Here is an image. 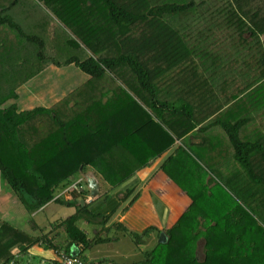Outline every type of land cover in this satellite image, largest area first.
<instances>
[{"label":"trees","instance_id":"obj_1","mask_svg":"<svg viewBox=\"0 0 264 264\" xmlns=\"http://www.w3.org/2000/svg\"><path fill=\"white\" fill-rule=\"evenodd\" d=\"M29 1L0 0V176L29 214L50 202L71 204L57 196L80 178L76 193L93 198L88 169L108 187L122 184L171 148L173 136L199 126L224 129L255 177L250 154L264 153L254 141L264 134V0H34L48 18H38ZM54 20L65 33L51 28ZM72 64L89 79L68 98L25 111L17 102L6 106L48 66ZM249 131L256 137L246 138ZM184 154L190 159L180 162ZM179 156L178 166L191 160L198 170L194 190L169 164L163 168L194 202L148 261L264 264V215L212 200L216 179L207 183L195 153L181 148ZM100 219L82 204L54 228L65 229L70 245H90L78 222ZM45 242L56 247L48 234L4 222L0 264H22L20 254Z\"/></svg>","mask_w":264,"mask_h":264},{"label":"crops","instance_id":"obj_2","mask_svg":"<svg viewBox=\"0 0 264 264\" xmlns=\"http://www.w3.org/2000/svg\"><path fill=\"white\" fill-rule=\"evenodd\" d=\"M29 82L18 89L19 99L10 101L6 106L17 102L20 111L38 106L51 107L69 94L65 88L62 89V84L56 89L36 93L34 90L48 81L28 85ZM21 88H24L25 95L30 98L28 100L26 97V107H29L26 109L20 106ZM200 127L183 138L173 136L175 143L171 148L116 187H108L98 174L88 169L86 179L90 174H94L99 183L97 197L94 195L88 201L75 192L65 199L71 204L50 202L38 212L30 214L29 222L27 209L0 176V226L4 222H10L34 236L48 234L49 240L56 246L55 248L49 246V242L37 244L29 253L20 254L18 261L22 264H62L58 249L67 250L69 247L68 252L80 256L86 264H152L148 261V253L159 244L167 243V231L178 223L194 202L191 194L163 168L164 163L169 164L174 173L186 178L188 188H193L191 190L196 188L197 184L192 180L198 172L195 165L190 160V163L181 164L180 167L174 159L176 155L179 156L181 148L193 154L194 150H197L203 160V167L210 174L207 177L208 184L210 177H214L233 193L238 203L251 212L264 215V183L258 180L264 179V153L256 149L250 154V164L255 178L251 171L237 160L230 137L224 129L214 126L201 131ZM245 134L246 138L255 136L252 131ZM254 141L261 143L264 149V134L256 137ZM181 157L180 162L190 159L185 154ZM195 157L199 159L198 155ZM209 188L215 190L217 187L215 188L213 183ZM128 193L130 194L126 197ZM218 197L222 198V201L226 200L225 202L231 199L227 195L220 196L219 193ZM235 203L231 202L232 205ZM82 204H87L90 211L102 216L104 220L100 219L93 223L80 220L78 226L87 234L91 243L70 245L65 229L54 228V223L72 215L76 207ZM163 232L167 236L165 241H161ZM201 254L204 256L203 243L200 242L198 246L200 259Z\"/></svg>","mask_w":264,"mask_h":264},{"label":"rangeland","instance_id":"obj_3","mask_svg":"<svg viewBox=\"0 0 264 264\" xmlns=\"http://www.w3.org/2000/svg\"><path fill=\"white\" fill-rule=\"evenodd\" d=\"M28 4L30 5L31 10L34 9V11L38 12V15H37L38 18H41V17L48 18V16L51 15L50 11L42 3L38 4L34 0H30L28 2ZM50 26H51V28H54V30L58 28L59 32L61 34L65 33L64 28L60 27L58 22L55 20L53 21V23H51ZM55 27H57V28H55ZM88 79H89L88 74L83 72L80 68H78L74 64L68 65V66H63V67L50 65L44 71H42L41 74H38L36 77H34L29 82L28 85H31L32 83L35 84L37 82L42 83L43 81L47 82L46 84L41 85L39 88L34 90V92L37 93V92H40L42 90H44L46 92L48 90L56 89L57 86L62 84V89L65 88L68 91V93L70 94V93H73L77 87L83 85ZM20 93H21V99H20L21 108L22 109L29 108V107H26V97L27 96L25 95L24 88H21ZM69 94H67V96H66L67 98H68ZM27 99L30 100V98H28V97H27ZM71 104H73V102H71ZM28 106H30V105H28ZM194 152H195V155H198V157L201 159L197 150H194ZM200 159H198V161L203 166V164H202L203 160H200ZM214 185H216L215 182H214ZM216 186H217V188L213 192L215 196H212V200H217L218 197H216V196H218V193L220 196L224 195V197H225V192H227L231 195V197H230L231 199L229 200L230 203L231 202H236V203L239 202L237 200V198L233 195V193L231 191H229L228 189H226L219 181H217ZM213 197H214V199H213ZM223 211L224 210L220 211V215L222 214ZM27 218H28V222H29L30 214H28ZM200 256H201V258L204 257L202 254Z\"/></svg>","mask_w":264,"mask_h":264},{"label":"built area","instance_id":"obj_4","mask_svg":"<svg viewBox=\"0 0 264 264\" xmlns=\"http://www.w3.org/2000/svg\"><path fill=\"white\" fill-rule=\"evenodd\" d=\"M82 180L83 178H80L78 181L72 184L69 188L60 192L57 197H60V196L68 197V196H72V194L75 192H80L82 190V187L80 186V183L82 182ZM91 199L92 197L89 198L88 201H90ZM58 255H59V259L62 262V264H86L80 256L67 253L64 249L58 250Z\"/></svg>","mask_w":264,"mask_h":264},{"label":"water","instance_id":"obj_5","mask_svg":"<svg viewBox=\"0 0 264 264\" xmlns=\"http://www.w3.org/2000/svg\"><path fill=\"white\" fill-rule=\"evenodd\" d=\"M88 180V183H89V187H90V190H91V193L93 195H97L98 194V191H99V183L95 177L94 174H90L89 177L87 178ZM167 238L166 234L163 232L161 234V241H165Z\"/></svg>","mask_w":264,"mask_h":264}]
</instances>
